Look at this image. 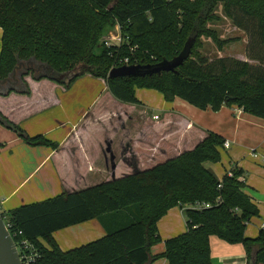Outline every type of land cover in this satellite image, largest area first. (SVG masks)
<instances>
[{
  "label": "trees",
  "instance_id": "trees-1",
  "mask_svg": "<svg viewBox=\"0 0 264 264\" xmlns=\"http://www.w3.org/2000/svg\"><path fill=\"white\" fill-rule=\"evenodd\" d=\"M221 4L224 15L246 33V57L207 59L195 51L199 37H211L222 49L232 40L215 38L206 24ZM121 27L122 46L103 47L107 28ZM0 80L12 74L18 62L34 61L59 74H70L69 86L89 75L105 81L109 94L122 104H138L135 88L155 90L166 102L179 98L213 112L235 106L264 120V0H0ZM194 39L191 54L175 72L146 77L109 79L114 62L128 57L131 65L171 61ZM129 47H135L132 52ZM33 80L46 79L29 70ZM17 92L9 90L1 93ZM0 124L30 146L53 150L56 143L29 137L0 114ZM221 136L209 132L192 150L147 170L125 159L129 175L87 189L60 194L0 213L20 255L34 254L32 264H151L164 258L168 264H211L209 238L244 248L247 264H264V229L245 235L250 221L259 217L256 204L244 193V172L231 168L218 179L203 163H219ZM195 202L209 208H186V231L164 241L165 251L153 257L150 249L161 239L157 222L168 210ZM97 219L105 235L63 252L52 234ZM47 243L43 247L39 240ZM23 242L27 246H23Z\"/></svg>",
  "mask_w": 264,
  "mask_h": 264
},
{
  "label": "crops",
  "instance_id": "crops-1",
  "mask_svg": "<svg viewBox=\"0 0 264 264\" xmlns=\"http://www.w3.org/2000/svg\"><path fill=\"white\" fill-rule=\"evenodd\" d=\"M1 37L0 29V49ZM239 37L241 52L222 54L218 58L247 62L246 36L240 32ZM21 71L16 74L19 80L18 87H15L17 92L0 95V114L21 128L27 136H42L56 143L58 148L30 146L15 132L0 124L2 212L129 175L131 169L125 159L133 157L131 164L138 170L150 169L192 150L209 132L229 143L228 148L222 146L220 149L219 163L226 165L220 178L209 162L203 163V167L218 179L233 167L242 169L237 158L241 149L253 143L264 144V120L243 111L236 116L235 106H222L213 112L209 108L197 109L179 98L171 102L163 98L155 109L136 97L139 103L134 110H129V107L112 98L104 80L89 75L76 79L68 87L49 79L33 80L28 75L23 81L29 93L23 94L20 93L24 91L20 83L24 72ZM8 88V85L0 86V92L6 93ZM131 123L134 129L129 126ZM116 128L121 133L118 149L109 138L112 133H118ZM222 149L228 153L222 154ZM243 181L244 193L256 204L253 188L245 174ZM184 211V206L174 207L157 222L161 242L151 247L153 257L164 253V241L186 231ZM260 226L255 232L247 234L245 231V235L255 238ZM104 235L99 221L93 219L59 230L52 237L60 250L67 252ZM39 241L43 247H48L45 241ZM209 245L211 264H247L241 244L230 245L211 236ZM151 264L168 262L160 258Z\"/></svg>",
  "mask_w": 264,
  "mask_h": 264
},
{
  "label": "rangeland",
  "instance_id": "rangeland-1",
  "mask_svg": "<svg viewBox=\"0 0 264 264\" xmlns=\"http://www.w3.org/2000/svg\"><path fill=\"white\" fill-rule=\"evenodd\" d=\"M206 27L212 33H214L215 38H218L221 41L232 40L231 42L224 44L222 49L218 50L211 37H199L195 46V51L200 52L202 55H205L209 60L216 59L222 54H238L239 52H241V48H239L240 46L238 45L240 32L245 34L246 44L249 41L246 33L236 28L234 23L224 15L221 4H218V6L214 9L213 17L209 22H207ZM111 30L112 29L110 27L107 28V33L104 36L110 34ZM104 36L101 37L100 43ZM246 60L247 62L249 61L247 58ZM28 70L29 69L27 68V66H24L21 72H26ZM34 73L36 76L42 74L40 71ZM135 96L143 103L146 102L150 105L151 108L155 109L158 108L160 102L163 100V96L161 93L155 90L144 88H135ZM124 105L126 107H129L127 108L129 110H134L136 106V104ZM153 113L160 114L159 111H153ZM129 126L131 127V129L135 128L133 123L129 124ZM115 130L118 133H112L109 138L112 140L115 148H119L121 133H119L118 131L119 128H116ZM124 150L126 151L127 149L125 148ZM221 153L225 154L228 153V151L222 149ZM237 158L246 179H248V182L253 188V191L251 190L252 195L254 199L257 200L256 204L259 209V217L251 220L249 225L246 227V233L249 234L251 232H255V230L258 229L262 223H264V144L259 145L258 143H256L255 145V143H253L248 145L245 149L240 150V154L237 155ZM209 164L212 165L211 168L220 178L226 165H222L221 163ZM209 164L207 163V165Z\"/></svg>",
  "mask_w": 264,
  "mask_h": 264
},
{
  "label": "water",
  "instance_id": "water-1",
  "mask_svg": "<svg viewBox=\"0 0 264 264\" xmlns=\"http://www.w3.org/2000/svg\"><path fill=\"white\" fill-rule=\"evenodd\" d=\"M194 44V39H188L180 54L172 59L171 61L163 60L156 64H147V65H134V66H123L111 69L108 78H122V77H146L152 75H159L163 72H175V69L178 68L182 63L188 59L191 54V50ZM35 64V65H34ZM27 66L29 70L34 72L40 71L42 74L39 77H44L51 81L66 83L70 74H59L57 75L53 69L44 64H36L34 61H28L26 63L18 62L14 68L10 77L0 80V86L8 85L10 88L7 89L6 93L9 90H15V87H18V79L16 77L17 71L21 67ZM28 70V71H29ZM28 71L24 72L27 73ZM0 264H23L22 259L20 258L17 247L9 234L3 217L0 213ZM252 264H256L255 260Z\"/></svg>",
  "mask_w": 264,
  "mask_h": 264
},
{
  "label": "built area",
  "instance_id": "built-area-1",
  "mask_svg": "<svg viewBox=\"0 0 264 264\" xmlns=\"http://www.w3.org/2000/svg\"><path fill=\"white\" fill-rule=\"evenodd\" d=\"M124 37L122 36L121 33V27L118 24H115L114 27L112 28L110 34H107L106 36H104L102 38L101 44L103 45V47L105 48H109L111 46H122L124 43ZM128 46V45H127ZM128 49L130 52L134 51L136 48L135 47H129ZM137 60H134V65H136ZM131 65V60L128 57H123V58H119L118 60H116L113 64V66L111 67V69L114 68H118V67H123V66H130ZM236 116L238 114L241 113L240 109H236L235 110ZM154 119H157V117H154ZM224 148H228L229 147V143L228 142H224L223 144ZM227 175L229 177H231V172L227 171ZM185 209L189 208V209H194V210H201V209H207L209 208V204L208 203H200V202H195L192 203L190 205L184 206ZM262 229H264V223L261 224L260 226ZM23 246H27L26 242H23ZM18 250V249H17ZM19 252V251H18ZM20 255V254H19ZM20 258L23 261V264H32V262L34 261L35 255L32 253L30 255H20Z\"/></svg>",
  "mask_w": 264,
  "mask_h": 264
},
{
  "label": "flooded vegetation",
  "instance_id": "flooded-vegetation-1",
  "mask_svg": "<svg viewBox=\"0 0 264 264\" xmlns=\"http://www.w3.org/2000/svg\"><path fill=\"white\" fill-rule=\"evenodd\" d=\"M22 69H23V67H21L19 71H21Z\"/></svg>",
  "mask_w": 264,
  "mask_h": 264
}]
</instances>
